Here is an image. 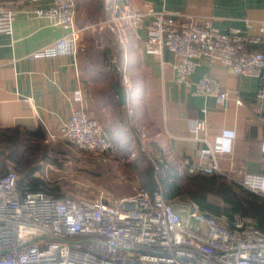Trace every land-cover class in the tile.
<instances>
[{
	"label": "built area",
	"instance_id": "1",
	"mask_svg": "<svg viewBox=\"0 0 264 264\" xmlns=\"http://www.w3.org/2000/svg\"><path fill=\"white\" fill-rule=\"evenodd\" d=\"M26 3L36 6L33 12L37 17L67 30L63 38L32 53L29 59L60 55L76 58L85 29L106 28L122 43V27L143 29L147 55L161 57L168 50L178 59L174 67L177 83L191 87L190 78L199 60L205 59L210 65L230 69L234 75L256 78L257 98L264 100V55L251 49L264 42V23L254 26L245 21V31L221 33L209 22L178 21L165 12L141 14L128 7H115L106 20L80 28L76 24V0ZM13 4L0 1V34L13 33L16 11L8 7ZM146 16L151 19L144 24ZM121 82L126 89L131 87L125 70ZM193 95L221 101L227 96L208 75L194 83ZM76 101L82 102L79 95ZM206 124L205 118L193 122L195 138L206 133ZM134 134L140 151L146 153V134L138 128ZM49 138L55 140L54 135ZM62 138L74 148L119 158L115 145L83 109L70 115L63 125ZM217 153L210 146L203 149L201 156L210 158L212 164L189 167L188 174L215 175ZM234 178L239 186L264 198V174L238 171ZM17 180L13 171L0 178V264H264V232L251 216L230 218L201 211L193 204L182 218L164 202L158 189L139 188L123 198L102 191L92 199L56 198L43 192L20 191Z\"/></svg>",
	"mask_w": 264,
	"mask_h": 264
},
{
	"label": "crops",
	"instance_id": "2",
	"mask_svg": "<svg viewBox=\"0 0 264 264\" xmlns=\"http://www.w3.org/2000/svg\"><path fill=\"white\" fill-rule=\"evenodd\" d=\"M0 1L14 2L8 7L16 11L13 33L0 34V129L42 128L45 141H65L63 125L74 111L83 109L101 126L103 135L115 145L117 155L133 158L139 143L134 129L142 130L153 158L161 167L164 164L166 174L173 176L180 173L189 176V167L211 165L212 160L202 157L201 151L208 146L216 149L217 138L229 131L235 134L232 149L227 154L217 153L215 175L234 177L238 171L264 174V100L257 98L259 82L256 78L234 75L226 67L213 66L200 59L190 78L191 87L179 84L174 80L178 59L168 50H164L161 57L147 55L145 31L126 27L127 35L124 34L121 48L116 44L117 48L111 50L110 45L104 44V48L112 52V61L101 67L107 73L106 68H115L120 75L125 70L131 87L126 89L121 82L124 105H120L117 93L108 92L107 86L105 96L110 103L100 102L95 86L98 71L90 68L80 53L76 58L60 55L29 59L32 53L63 38L67 30L37 17L33 12L36 6L27 4V0ZM98 1L100 13L103 6L109 8L110 13L115 7H128L141 14L165 12L178 21L209 22L221 33L231 29L245 31V21L254 26L264 23V0ZM76 2V24L81 28V18L85 16L82 12L88 10V14L93 15V0ZM150 19L146 16L144 24ZM251 49L264 55V42ZM203 75L215 79L226 92L224 101L193 95L194 83ZM78 95L82 102L76 101ZM203 118L207 123L206 133L195 138L191 126L195 120ZM49 135H54L55 140H50ZM157 189L162 192L160 187ZM181 216L185 218L184 214Z\"/></svg>",
	"mask_w": 264,
	"mask_h": 264
},
{
	"label": "rangeland",
	"instance_id": "3",
	"mask_svg": "<svg viewBox=\"0 0 264 264\" xmlns=\"http://www.w3.org/2000/svg\"><path fill=\"white\" fill-rule=\"evenodd\" d=\"M109 11V8L104 9L103 6V12L99 16L89 15L88 10L85 13L82 12L85 16L81 18V22H83L81 23V28L91 27L106 20L110 15ZM121 30L123 34H126V27H122ZM107 32L114 38L109 37ZM118 35L120 36L119 33ZM124 40L123 38V43L119 42V38L106 28H89L81 32L77 54L79 55L80 53L81 57L90 65V68L98 71L96 77L99 80L95 81V86L100 102L107 101L110 103L105 96V89L106 86L108 88L109 80L107 74H105L107 72L102 69L101 65L106 66V64L112 61V52L106 56L104 44L110 45L109 49L112 50L117 48L116 44L121 48ZM118 51V49L115 50V58ZM110 78L109 85L112 84V86L114 85L121 89V77L117 74V76L111 75ZM47 146L49 155L54 158L56 157L60 167H56L50 162H42L40 171L35 175L56 183L60 187L64 197L92 199L101 191L118 198L130 197L135 193V190L145 188L144 172L146 169L156 178V182L160 185L159 187L165 190L161 181L165 179L166 168H164V164L161 167L156 162L150 150H148V154L144 155L136 153L133 158L120 154L118 155V159H112L111 157L100 156L95 152L74 148L64 141H49L47 142ZM9 171L16 173L12 166L7 165L6 171L0 175V178ZM178 177L182 180L179 184L180 187H185L186 175L180 173ZM227 178L238 185L234 177ZM167 183L170 185L173 183V180L170 178ZM205 203L222 211L228 208L226 201L217 193L208 192L205 196ZM169 204L174 207L176 213L181 215L187 212L188 208L193 204L200 208L199 204L187 195L183 198L174 199ZM219 214L225 213L221 212ZM238 215L240 214L232 215V217Z\"/></svg>",
	"mask_w": 264,
	"mask_h": 264
},
{
	"label": "trees",
	"instance_id": "4",
	"mask_svg": "<svg viewBox=\"0 0 264 264\" xmlns=\"http://www.w3.org/2000/svg\"><path fill=\"white\" fill-rule=\"evenodd\" d=\"M100 4V1L93 0V16L100 15ZM108 35L113 37L109 33ZM105 51L106 56L108 53L111 54L109 49H105ZM106 70L108 71L109 80L107 90L111 94L116 95L114 85H109L110 76H117L118 74L121 77V75L115 68L108 67ZM45 139L46 136L42 128L36 130H26L19 127L0 129V175L6 171L7 165L12 166L18 175V190L31 193L43 192L56 198L64 197L56 183L35 175L40 171L42 162H50L54 166L60 167L56 157L49 155L48 141H45ZM137 145V153L142 154L139 151V143ZM112 159L115 158L112 157ZM170 178L173 183L169 185L167 182ZM144 180L145 189L149 191H154L160 186L148 169L144 172ZM180 181H182L181 178L170 174H166V178L161 181L166 190L160 188L163 190L162 196L165 203L169 204L170 201L187 195L192 197L199 204L201 211L204 212L211 214L223 212L230 218L235 214L251 216L255 219L258 228L264 232L263 197L250 193L243 187L229 181L227 177L217 175L210 177L199 174L186 176L185 187L183 188L179 185ZM208 192L217 193L226 201L228 208L222 211L205 203V196Z\"/></svg>",
	"mask_w": 264,
	"mask_h": 264
},
{
	"label": "clouds",
	"instance_id": "5",
	"mask_svg": "<svg viewBox=\"0 0 264 264\" xmlns=\"http://www.w3.org/2000/svg\"><path fill=\"white\" fill-rule=\"evenodd\" d=\"M234 135L233 132L226 131L221 137H218L216 151L220 154L229 153L232 149V139Z\"/></svg>",
	"mask_w": 264,
	"mask_h": 264
},
{
	"label": "water",
	"instance_id": "6",
	"mask_svg": "<svg viewBox=\"0 0 264 264\" xmlns=\"http://www.w3.org/2000/svg\"><path fill=\"white\" fill-rule=\"evenodd\" d=\"M118 97H119V102H120V105H124V102H125V95L122 91V89L118 88V87H114Z\"/></svg>",
	"mask_w": 264,
	"mask_h": 264
}]
</instances>
